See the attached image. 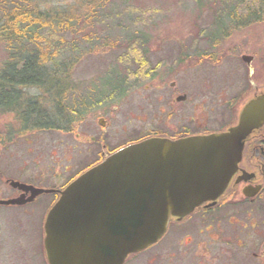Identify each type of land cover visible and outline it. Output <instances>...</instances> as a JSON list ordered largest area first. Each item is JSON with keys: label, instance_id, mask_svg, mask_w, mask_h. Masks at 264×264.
Wrapping results in <instances>:
<instances>
[{"label": "rangeland", "instance_id": "374dc122", "mask_svg": "<svg viewBox=\"0 0 264 264\" xmlns=\"http://www.w3.org/2000/svg\"><path fill=\"white\" fill-rule=\"evenodd\" d=\"M31 1L40 11L52 14L82 9L80 0ZM102 1L90 7L97 12L90 23V46H79L77 57H70L75 62L68 64L72 66L66 81L72 92L65 100L69 109L78 110L73 121L62 124L61 133L32 131L28 146L12 147L1 156L4 178L33 180L43 186L48 180L38 181L37 175L58 174L62 177L58 183L65 186L98 162L101 152L135 143L153 131L196 135L222 131L232 123L233 100L245 88L237 85V80L245 82L247 72L241 55L250 53L253 37L264 43V23H249L248 15L241 12L239 26L234 27L221 13L231 8L230 0L225 6L214 0ZM96 2L90 0V4ZM88 31L85 26L76 37L65 36V41H82ZM9 56L0 42V74L3 68L11 69ZM112 73L124 79L126 88L125 94L113 99L108 96L112 84L108 74ZM50 86L55 88V77ZM38 93L31 89V95ZM102 95L106 99L101 100ZM184 95L185 102L176 101ZM11 121L12 116H0V125ZM13 196L15 191L0 180V197ZM52 199L42 196L25 207L0 206V264H46L44 222ZM167 239L131 262L165 264L172 254L169 246L175 244ZM174 260L179 264V259Z\"/></svg>", "mask_w": 264, "mask_h": 264}, {"label": "water", "instance_id": "95a60500", "mask_svg": "<svg viewBox=\"0 0 264 264\" xmlns=\"http://www.w3.org/2000/svg\"><path fill=\"white\" fill-rule=\"evenodd\" d=\"M263 123L264 96L248 103L226 131L150 138L109 155L61 191L50 209L44 224L48 263L124 264L158 243L172 217L183 219L224 193L245 140ZM12 186L31 196L0 205L22 206L51 192L17 181Z\"/></svg>", "mask_w": 264, "mask_h": 264}, {"label": "flooded vegetation", "instance_id": "af4514ba", "mask_svg": "<svg viewBox=\"0 0 264 264\" xmlns=\"http://www.w3.org/2000/svg\"><path fill=\"white\" fill-rule=\"evenodd\" d=\"M248 18L249 23H264V6L252 10ZM232 23L236 28L239 26V21ZM255 39V37L252 38L254 47H251L250 53L241 55V62L245 65L247 72L245 82L237 80V85L245 86L244 93L239 92L237 98H234L233 101L236 103L233 107V120L229 126L224 128L225 130L238 124L240 115L248 103L264 96V43H258ZM244 56L249 57L248 63L244 61ZM13 69L20 70L17 66H13ZM8 73V69L3 68L0 74V116H12V121L0 125V158L12 150V147L28 146L32 131L62 132L59 70L55 74V88L50 86L48 77H41L42 81L34 84L25 82L11 85L8 82L10 81ZM170 87L175 88V82H171ZM31 89L39 93L31 95ZM180 97H185V99L179 101ZM240 97H242L241 100ZM186 98L185 95L178 96L176 101L185 102ZM32 109H34L33 114L42 118L38 124L30 122ZM208 133L213 132L203 134ZM188 136L191 135L177 133L175 136H169L153 131L151 136L142 137L135 142L148 139V137L179 140ZM91 141L94 142V139L92 138ZM119 149L106 153L101 152L99 161L94 165ZM25 151L28 152L26 149ZM37 176H39L38 181L48 180V182L41 186L33 180L20 181L14 178H4L0 172V180L15 191V196L5 199L0 197V201L19 198L23 195L27 199L31 196V192L25 194L24 191L12 186V182L17 181L34 188L51 191L21 207L34 204L42 196H52L53 205L59 199L60 192L71 182L70 180L66 186H63V182L58 183L62 181V177L58 174H54L53 177ZM166 237L175 244L169 246L172 248V254L167 256L165 264H174V259H179L177 260L179 264H264V123L245 140L241 159L224 193L214 203L202 204L183 219L172 217L161 240ZM157 244L151 248L157 247ZM43 248H45L44 245ZM144 252L129 257L125 264H141L131 262L130 259ZM178 253H183V257ZM44 255L45 262L48 264L45 249ZM182 258L185 259L182 260ZM157 264H164V262H157Z\"/></svg>", "mask_w": 264, "mask_h": 264}, {"label": "trees", "instance_id": "16d2710c", "mask_svg": "<svg viewBox=\"0 0 264 264\" xmlns=\"http://www.w3.org/2000/svg\"><path fill=\"white\" fill-rule=\"evenodd\" d=\"M80 1L81 10L72 11L71 8H66L52 14L40 11L38 6L31 0H0V42L5 44L11 58V62L8 61L9 68H11L8 70L9 84L16 85L25 82L34 84L36 82L32 78H38L39 76L48 77L47 79L51 82L56 71L59 70L58 85L62 97L63 125L66 122L70 124L74 119L73 113L78 111L69 109L65 100L72 92L69 83L66 81L69 78V69L72 66V64H68L75 62L74 59L77 57L75 53L79 46H90V28L92 27L90 23L94 19L95 13L97 14L90 7L103 2L102 0H96V3L90 4V0ZM230 1H232V6L228 0H214V3L220 6L229 3L231 8L221 9V13L231 22L239 21L241 12H244L247 16L255 8L264 6V0ZM216 21L218 24H222L221 18L216 17ZM85 26L89 27V31L84 32L82 41L76 39L71 42L65 41V36L76 37L85 29ZM72 56H74V59H70ZM61 60H63V70ZM13 66H17L20 70L15 71ZM108 75L112 79L108 96L113 99L125 94L124 79L119 75H113V73ZM4 82L7 83V81ZM101 97V100L106 99V96L102 95ZM33 111L34 109H32L30 122L31 124H38L42 121V118L38 117L37 114H33Z\"/></svg>", "mask_w": 264, "mask_h": 264}]
</instances>
